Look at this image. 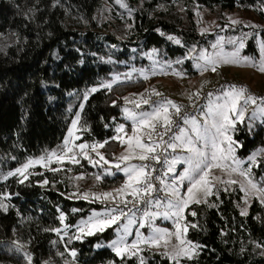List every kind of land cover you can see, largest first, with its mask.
<instances>
[{
  "label": "trees",
  "instance_id": "1",
  "mask_svg": "<svg viewBox=\"0 0 264 264\" xmlns=\"http://www.w3.org/2000/svg\"><path fill=\"white\" fill-rule=\"evenodd\" d=\"M124 2L128 9L115 0H0V200L7 206V210L0 208V264H27L23 254L15 251L14 241L24 245L32 264H139L136 257L122 261L109 247L117 239V225L80 240L70 239L81 220L110 207L95 197L125 184V175L110 166L126 148L112 139L122 135L117 127L123 124L131 133L132 122L123 110H138L131 101L149 93L148 87L160 77L148 75L152 60L170 63L180 80L195 79L199 71L190 54L200 55L219 37L237 32L229 20L233 14L247 18V11L260 13L264 7V0ZM244 31L255 33L246 51L255 53V36L264 41V30L245 26ZM235 81L243 82L236 75ZM104 83H111V89ZM172 95L174 102L197 97L194 91L189 93L191 99ZM126 99L131 101L125 103ZM254 108L247 109L233 134L240 159L258 153L259 166L252 168L251 178L264 186V117L252 119ZM77 115L75 136L80 139L75 138V145L108 141L98 151L110 164L99 161L89 148L88 155L99 161L93 166L75 147L63 163L53 159L44 163L46 167L30 168L23 184L19 176L5 179L29 159H46L64 145ZM73 155L79 163L69 162ZM92 175L89 183H76L77 177ZM45 179L48 184H43ZM85 193L88 199L83 198ZM245 198L238 183H220L214 185L207 203H193L186 209V238L198 248L193 259L183 258L180 264H264V203L257 196L247 205ZM245 208L248 214L241 215ZM192 211L196 216L190 215ZM157 224L172 226L161 220ZM53 228H60V235ZM72 250L75 257L70 255ZM161 253L148 249L140 255L146 264H175Z\"/></svg>",
  "mask_w": 264,
  "mask_h": 264
},
{
  "label": "snow or ice",
  "instance_id": "2",
  "mask_svg": "<svg viewBox=\"0 0 264 264\" xmlns=\"http://www.w3.org/2000/svg\"><path fill=\"white\" fill-rule=\"evenodd\" d=\"M115 2L119 4L121 8L128 9V5L124 0H115ZM129 11H131V9H129ZM261 11H264V8H262ZM197 15H199V13H197ZM229 20H231L232 24L241 23L240 20H234L231 17H229ZM246 26L253 28L258 27L257 25ZM250 35L251 33H244L241 37L230 39L228 42L235 45L234 50L230 53L223 52L222 42L224 38L220 37V41L213 45V48H220L218 53L208 56L205 52L199 57V59L205 62L204 67L201 68V72L207 71L209 66L211 67V71L215 72L219 64L237 66L241 65V62L247 64L249 58L246 56L241 57L240 51L244 49L245 40ZM168 39L173 40L175 38L169 36ZM175 42L180 43L179 40ZM260 51L264 54V41L260 43ZM258 70L264 73V62L259 65ZM144 78L147 79V75H145ZM102 86L111 89L112 84L104 83ZM91 91L95 92L97 89L93 88ZM194 95L198 96V93ZM149 96L161 97L163 94L152 90ZM211 96L212 94L209 93V97ZM189 98L191 99V97ZM84 99H87V95H85ZM216 100L222 101V103H216L211 99L209 100L206 106L207 111L203 113V125L195 115L185 114L181 116L183 106L167 98L152 102L142 95L139 100L131 101V103H134L135 107L138 109L141 108L142 105H149L150 110L140 112L128 108L123 110L126 114V118L129 119L132 124L130 134L125 131L124 125L121 124L117 127L116 132L122 135H117L112 138L119 141L122 146L126 145L125 152L121 153L118 159L124 161L127 166L122 168L120 163L110 165L116 170L122 171L127 177L125 184L117 189L116 193L120 198V202L125 205L135 202L145 205L141 217L144 223L141 224L140 227H143L144 224H148L149 227H151V235L144 236L142 233L137 232L136 239L132 243L127 241V236L131 234L130 228L136 222L135 212H133V215L128 217L127 223L117 229V232L121 233L119 238L113 240L109 245L115 255L120 257L122 261L125 257H136L139 264H146L144 256L140 255L142 251L141 245L156 249L164 248L165 251H163L161 255L174 261L175 264H180L181 258H186L188 260L193 259L197 254L196 249L198 245L186 239L189 225L182 224V221L185 220V210L193 203L200 204L202 201L207 203V197L213 194L215 183L227 185L238 183L235 179L229 178L228 180H222L219 176H213V169L228 171L229 177H231L233 172L238 173L245 178L252 194H259L258 198L261 203H264V186H258L257 183L253 182L250 168H241L242 162L237 160L234 155L233 144L235 142L232 140L231 135H229L231 130H235V125L238 121L243 122L244 113L247 111L249 105H256V109L252 113V119L264 117V98H257L252 95L246 87L231 85L223 90L222 95H217ZM129 102L130 101L127 99L125 100V103ZM193 107H195V105H193ZM81 110L83 109L81 108ZM173 110L174 114L180 118L183 124L190 125V128H183L176 124L173 119ZM79 120L80 117L77 115L68 132L69 137L74 136ZM174 124L178 128V132L173 133L165 140L164 137L168 135ZM75 138L80 139L79 136ZM107 143L108 141L94 143L92 145L86 143L74 145L73 141L66 139L64 142L67 146L66 150L59 156H57L55 152L50 153L47 158L48 163H52L53 158H55V162L63 163L65 157L68 156V153L71 152L73 146H75L80 149V155L93 166H96L99 161H103L105 165L110 164L109 160L98 151V149L105 147ZM209 146L212 149L211 152L208 151ZM89 148L92 152L96 153L99 157V161L92 159L88 155V152L85 150ZM158 149L163 152H167L168 149H171L172 152H176L177 149H180L187 153V155L183 156L165 157L162 162L167 165V170L163 173L164 176H167L168 173H174L177 164H185L186 168L179 176L178 181L174 179L171 183H168L162 177H156L160 184L163 185L162 189H157L156 185L152 182V174L157 171L154 167H150L147 163H128L131 160H154L157 163H161V155L158 154ZM261 153H264V149H261ZM249 160L252 164L259 166L256 162L255 154L250 156ZM44 161V156H41L38 160L29 159L14 171L8 172L5 179L7 176H19L21 177L19 182L23 184L29 178L30 173L28 170L36 164H41L46 167L43 163ZM228 161H231V164H229ZM69 162L79 163L74 155L69 157ZM101 167H103V165H101ZM49 170L59 171L60 169ZM77 179H83V177H77ZM96 179L99 180L101 177L96 176ZM185 180L189 182V186L186 189V193L182 194L178 184L183 183ZM43 184H48V180L45 179ZM157 191H162L165 199H152L150 197L151 193ZM225 191H227L226 188ZM240 191L244 192L246 197L249 194V190L246 189L243 184H240ZM129 196L132 197V201L126 198ZM83 198L88 199V194L85 193ZM95 198L116 199L110 192H105L102 194V197L97 196ZM244 202L247 204V199H245ZM149 207L157 209L163 207L164 210L162 212H153L148 210ZM0 208L7 210V206L2 200H0ZM117 211V208H112L103 214L93 213L87 220H81L76 226V234L70 239L74 238L80 240L85 235L92 236L97 232H103L107 228L112 227V225L117 224L121 220V217L127 215L123 209H119L118 214L114 215L113 213H117ZM247 214L246 208L241 210V215ZM161 215L165 219L173 220L175 231H170L167 228L155 227L152 224V221ZM190 215L196 216V212L192 211ZM59 219L63 222L65 219L64 215L61 214ZM190 226L196 227L194 224ZM68 227V225H65V228ZM45 231H49V229H45ZM51 231L55 232L57 235L61 233L60 228H53ZM66 234L65 232V235ZM173 238H175L177 243H172ZM61 239H63V236H61ZM13 243L16 245L15 251L23 254L24 258L27 260V264H32V256L27 252H23L24 245L17 241ZM97 247H100V245H97ZM70 255L75 257V250H72ZM111 264H114V262H111Z\"/></svg>",
  "mask_w": 264,
  "mask_h": 264
},
{
  "label": "rangeland",
  "instance_id": "3",
  "mask_svg": "<svg viewBox=\"0 0 264 264\" xmlns=\"http://www.w3.org/2000/svg\"><path fill=\"white\" fill-rule=\"evenodd\" d=\"M263 13H264V11H262V12L259 13V11H256V10H249V11H247V15H244L247 18H239L237 15L233 14L232 15V19H234V20H240L241 23L240 24H233V28L237 32L231 33V31H230L229 34H227L225 36H222L224 38L223 39V42H222L223 52L224 53H230V52H232L234 50L235 45H232V44H230L228 42L230 39H232L234 37H241V36H243L244 33H249L250 32V31H244V28H245L246 25H257L258 27H255V29H257L259 31L264 30V14ZM241 25H242V28L241 29L238 28ZM246 27H250V26H246ZM228 28H231V27H228ZM254 34L255 33L251 32V35L245 40V47H244V49H242L240 51V56L241 57H245L246 56V57L249 58V62L247 64H245L243 62H241V65H239V66H237V65H229V64H219L217 66V70L215 72L211 71V67L209 66L208 67V70L207 71H203V73H202L201 72V68L204 67L205 62H204V60L199 59V57L201 56V54L206 52V54L208 56H212L213 54L218 53L220 51V48L219 47H217V48H213L212 47L210 50L203 51L200 55H197V56H194L191 53L190 54V58L196 60V62H195L196 63V69L199 71V76L197 78H195V79H192V80H187V81H185L184 79L183 80H180L177 77L179 75H177L174 70H170V68H169L171 66L170 63L169 64L168 63L157 64V60H152L153 68L151 69V71L148 72V75L149 76L150 75L151 76L158 75L157 77H159V76L160 77L157 79L156 83L155 84H151L148 87V89L151 92H152V90H155L157 92H163V93L166 91V93L168 92V94L170 96H173L172 94H174L173 92L175 91V93H177V94L180 93L181 96H185L186 98H189V93L190 92H193L194 91V94H195V92H197V93L201 92L203 90V88L210 81H212V76L213 75H215V76L218 75L217 80L221 79L222 76L229 77L232 80H235V75H236V76H240V79L243 82L246 81V82L250 83L251 84V87H253L254 90H256V91H264V73H262V72H260L258 70L259 65L262 62H264V54H262L261 51H260V43L263 40L260 37H258L259 35L258 36H255L256 37V40H255V50H256V52L255 53L246 52L247 51V47H248L247 46L248 40H250L254 36ZM257 34H259V32H257ZM218 41H220V37L218 38L217 43H218ZM155 64H157V65H155ZM253 65H255V66H253ZM237 79H239V78H237ZM183 81H185L187 84L184 83ZM157 85L159 87L156 89ZM185 88L187 90H185ZM131 100H133V98H131ZM214 102H216V103H222V101H217V100H215ZM254 106H255V108H254V110H255L256 109V105H254ZM128 109H131V108H128ZM131 110H133V109H131ZM124 117L126 118V114L125 113H124ZM258 118H263V117H258ZM127 120L130 121L129 119H127ZM199 122L203 125V123H204V117L201 120H199ZM189 127H190V125H186V128H189ZM212 131H214V130H212ZM233 132H234V130H231L229 132V135H231L232 140L235 142L233 144L234 155L237 158V160H239V161L242 162L241 163V168H250L251 169V172H252V168L254 167V164H252L251 166H248V164L251 162L249 160V157L250 156H253L254 154L256 156H258V153L257 152L254 153V154L252 153L247 158L240 159L238 157V147H237V143H236V141L234 139ZM75 133H76V130H75ZM75 135L76 134H74L73 137H69L68 136V138H67V139L73 141L74 145H75V137H76ZM225 147H226V145H225ZM66 148H67V146L64 144L60 148H58L55 151V153L57 154V156H59V155H61L66 150ZM74 148H75V146H73L72 151L69 152L68 155L73 154ZM85 151H87L89 153V149H86ZM208 151L209 152L212 151V149H211L210 146L208 148ZM123 152H125V149L118 153V155L116 156V159H115V163L124 164L123 167H125V166H127L125 164V162L118 159L120 157L121 153H123ZM174 154L175 155H172V156H177V155L183 156V155H187L186 152H183L180 149H177ZM48 156L46 157V159H45V161L43 163L48 162V159H47ZM53 159H55V158H53ZM128 163H131V164H141V163H144V161L131 160ZM228 163L231 164V161H228ZM185 168H186V165L185 164H182V163L181 164H177L175 166V172L174 173H168L167 176H164V180L166 182H168V183H171L174 179L178 181L179 180V176L183 173V171H184ZM166 170H167V165H166L165 171ZM120 173L124 174L122 171ZM212 174H213V176H220L222 178V180H225V179L228 180L229 178L235 179V180L238 181V184L239 185L240 184H244V182H247V181L244 180V177L240 176L238 173H235V172H233L231 174V177H229L228 171H222L220 169H213ZM93 178H94V176L92 175L91 177L89 176L87 179H77V182L76 183L77 184H80V183L87 184ZM126 180H127V177L125 176V182H126ZM215 184H220V183H215ZM188 186H189V182L187 180L183 181V183H181V184H178V187L180 188V191H181L182 194L186 193V189H187ZM162 188H163V185H161V189ZM246 189L249 190V194H248L247 197L245 196L246 197L245 199H247V201L249 203V201H250V199H252V197H257L259 194H257V196H254L252 194V191L250 190L248 184H246ZM116 190L117 189H112V190L102 191L101 192V194H103L105 192H110V193L113 194L114 197H116V199L115 200H112V199H103L104 203L105 204H109L110 207L104 208V209L98 211V214H103V213L111 210L112 208H117L118 211H119V209H123V211L126 212L127 215L121 217V220L117 224H114V225H117L118 228H121L122 225H124V224L127 223L128 217L129 216H132L133 215V212H135L136 222L130 228L131 234L127 236V241L129 243H132L136 239V233L137 232L142 233L144 236L151 235V227H149L148 224H144L143 227H140V225L144 223L143 220L141 219L144 210L139 205V202L128 203L127 205L121 203L120 202V198H119V196L116 193ZM101 197H102V195H101ZM126 198L129 201H132V197L131 196L126 197ZM157 198H159V199H165L164 193L161 191V197H154V198L152 197V199H157ZM248 203H247V205H248ZM148 210L149 211H153V212H155V211L162 212L164 209H163V207H161L159 209L149 207ZM118 211H117V213H113V214L114 215L115 214H118ZM158 220H161L163 223L166 222V221L171 222L172 226L159 225V224H157V221ZM152 224L155 227L167 228L170 231H175V227H174L173 220L172 219H165L162 215L159 216V217H156L155 220L152 221ZM182 224H185V221H182ZM116 233H117L116 238L118 239L119 238V235L121 233H118L117 230H116ZM172 243H177V241L175 240V238L172 239ZM141 248H142V250L153 249V250H160L161 252L165 251L164 248L156 249V248H151V247L146 246V245H141ZM181 259H183V258H181ZM171 262H174V261L171 260Z\"/></svg>",
  "mask_w": 264,
  "mask_h": 264
},
{
  "label": "built area",
  "instance_id": "4",
  "mask_svg": "<svg viewBox=\"0 0 264 264\" xmlns=\"http://www.w3.org/2000/svg\"><path fill=\"white\" fill-rule=\"evenodd\" d=\"M231 85L246 87L252 95L256 96L257 98H264V91L253 90L241 81H235L229 77L222 76V78L219 80L212 79V81H210L203 88V90L199 93V95L197 97H195L193 100H191V101H176L175 103L183 106L182 110H181V116L188 114V115H195L198 120L203 118V113L207 111L206 106L208 105V101L210 99L216 98L217 95H222L223 90L227 86H231ZM150 93H151V91H150ZM160 93H162L163 96L157 97V96H149L148 95L147 99H150V101H152V102H156V101H159V100L164 99V98L171 99V96L168 94V92L166 93V91H165L164 93L163 92H160ZM209 93L212 94L211 97H209ZM193 105H195V107H193ZM252 106H254V105H249L247 109H249ZM173 119L176 122V124H178L180 127H183V128L186 127V125L183 124V122L180 120V118L174 114V110H173ZM175 132H178V128L174 124L173 127L171 128V130L169 131L168 135H166L164 137V139L167 140ZM157 152H158V154L161 155V163H157L154 160L144 161V163L149 164L150 167H154L157 170L156 172H154L152 174L153 175V181L152 182L156 185L157 189H160L161 184H160L159 180L156 179V177L159 176V177H162L164 179L163 173L165 172L166 164H163L162 162L165 159V157L170 158V155H169V149L167 150V152H163L162 150L158 149ZM160 194H161V191L153 192L150 194V197H151V195H160ZM139 205L141 206V208L143 210L145 209V205H143L141 203H139Z\"/></svg>",
  "mask_w": 264,
  "mask_h": 264
},
{
  "label": "crops",
  "instance_id": "5",
  "mask_svg": "<svg viewBox=\"0 0 264 264\" xmlns=\"http://www.w3.org/2000/svg\"><path fill=\"white\" fill-rule=\"evenodd\" d=\"M157 88H158V85H157L156 89H157ZM149 93H150V92H149ZM149 93H146L143 97L147 99ZM174 93H175V91H174ZM183 97H184V96H183ZM133 104H134V103H133ZM134 106H135V104H134ZM145 110H150L149 105H142L141 108H139L138 110H137V109H133V111H136V112L145 111ZM185 128H186V127H185ZM189 128H190V127H189ZM174 153H175V152H172V150L169 149V155H170V157H172V155H175Z\"/></svg>",
  "mask_w": 264,
  "mask_h": 264
}]
</instances>
